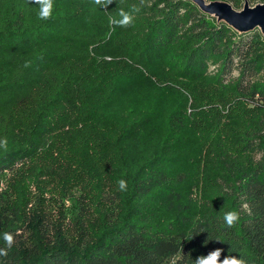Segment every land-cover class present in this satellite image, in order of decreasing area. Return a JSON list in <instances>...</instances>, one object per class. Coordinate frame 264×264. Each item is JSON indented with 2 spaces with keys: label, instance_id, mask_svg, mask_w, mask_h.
Masks as SVG:
<instances>
[{
  "label": "trees",
  "instance_id": "1",
  "mask_svg": "<svg viewBox=\"0 0 264 264\" xmlns=\"http://www.w3.org/2000/svg\"><path fill=\"white\" fill-rule=\"evenodd\" d=\"M138 3L54 0L44 21L31 0H0V264H193L215 249L264 264V34L193 0H145L131 26L109 24ZM30 164L94 187L70 199L77 232L28 216Z\"/></svg>",
  "mask_w": 264,
  "mask_h": 264
},
{
  "label": "rangeland",
  "instance_id": "2",
  "mask_svg": "<svg viewBox=\"0 0 264 264\" xmlns=\"http://www.w3.org/2000/svg\"><path fill=\"white\" fill-rule=\"evenodd\" d=\"M215 2V1H213ZM220 2V1H219ZM210 3V2H208ZM246 2L242 3L240 8H233L237 11L244 9ZM250 7L254 4L248 3ZM29 173L24 178L25 184L24 192L29 198V206L27 207V214L31 218L34 216H42V220L47 221L50 225L56 229H72L77 232V228L82 222L81 214L75 210L70 200L72 197L78 198L80 193L86 192L88 196H97L96 191L92 185L84 182L83 180H74L70 184L65 185L58 182H52L49 180L36 179L34 178V165H28L25 167ZM92 212L91 218L89 219L90 225L93 227L97 226L100 218L99 212L101 208L95 199H91ZM44 216V217H43ZM48 219H46V217Z\"/></svg>",
  "mask_w": 264,
  "mask_h": 264
},
{
  "label": "clouds",
  "instance_id": "3",
  "mask_svg": "<svg viewBox=\"0 0 264 264\" xmlns=\"http://www.w3.org/2000/svg\"><path fill=\"white\" fill-rule=\"evenodd\" d=\"M30 2V0H29ZM32 3L39 5L38 19L48 20L52 17L54 10V0H31ZM93 5L101 6L107 9V6L113 3V0H90ZM145 4V0H139L138 4L128 6L125 10L124 7H119L117 15L109 17V24L113 26H119L127 28L134 23L136 15L140 13L142 7ZM30 64L26 63L25 67H29ZM8 140L7 138L0 139V149L7 151ZM119 191L123 192L127 190V181L120 179L118 181ZM240 212L237 209H232L223 214V221L227 227H234L240 221ZM4 243L10 248L14 243V236L5 232L2 234ZM222 249H215L208 253L206 256L201 255L193 261V264H248V261L243 256L227 255L221 260ZM8 255L6 248H0V257H6Z\"/></svg>",
  "mask_w": 264,
  "mask_h": 264
},
{
  "label": "water",
  "instance_id": "4",
  "mask_svg": "<svg viewBox=\"0 0 264 264\" xmlns=\"http://www.w3.org/2000/svg\"><path fill=\"white\" fill-rule=\"evenodd\" d=\"M205 13L217 17L220 21L236 29L240 33L260 29L264 34V4L250 7L245 4L242 11H237L227 2H210L193 0Z\"/></svg>",
  "mask_w": 264,
  "mask_h": 264
}]
</instances>
